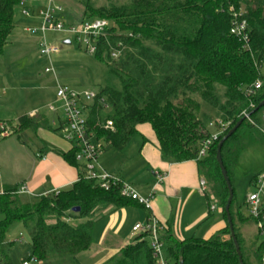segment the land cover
Masks as SVG:
<instances>
[{"label":"trees","instance_id":"obj_1","mask_svg":"<svg viewBox=\"0 0 264 264\" xmlns=\"http://www.w3.org/2000/svg\"><path fill=\"white\" fill-rule=\"evenodd\" d=\"M90 3H82L81 18L108 22L96 40L94 54L106 65L108 80L97 91L100 101L87 112L96 140L104 150H122L138 133V125L149 124L163 160L196 161L198 173L207 184L204 196L208 206L216 200L226 220L228 189L216 160L217 145L241 121L221 146L222 163L233 188L232 174L241 150L264 139L259 127L264 122V105L259 106L264 99V0H127L97 8ZM19 6L21 0H0V55L10 43ZM234 13L247 24V44L230 33ZM113 52H117L116 57ZM256 80L261 81L258 89L253 88ZM200 101L230 124L198 158L201 143L211 134L199 117ZM108 120L111 128L105 127ZM7 127L11 128L8 135H12L46 126L43 118L23 115L16 123L0 120V132ZM62 157L80 171L69 188L30 202L20 201L17 185H5L0 190V264H12L2 245L14 222H21L30 237L31 255L23 261L79 264L77 255L93 243L92 228L102 216H98L100 208L118 209L129 204L143 208L122 196L119 185L105 190L95 180L85 178L72 147ZM234 201L233 188L229 212L242 263L248 264L235 220L253 219L234 213ZM76 207L78 211L73 210ZM161 237L169 264H240L228 224L208 239L179 240L169 230ZM256 250L260 264L263 243ZM103 264L155 263L143 234Z\"/></svg>","mask_w":264,"mask_h":264},{"label":"crops","instance_id":"obj_2","mask_svg":"<svg viewBox=\"0 0 264 264\" xmlns=\"http://www.w3.org/2000/svg\"><path fill=\"white\" fill-rule=\"evenodd\" d=\"M53 1L61 5V0ZM30 4L34 7H41L44 6V0H30ZM63 15L67 18L64 20L68 22L82 20L81 17L73 19L66 13ZM29 18L40 20L35 15ZM41 36V40L43 37L45 38V34H41ZM3 55L4 51L0 58ZM10 67L11 63H6L3 59L0 60V112L3 113L0 114V120L16 123L19 117L26 115L43 118L46 127L36 130L25 129L18 134L0 138L1 141H6L11 136H15L13 140H10L11 142H6L5 147L1 146L0 148V190L5 185H25L28 193H21L19 196L28 195L36 198L51 193L53 190L67 189L77 181L80 173L76 166L69 164L62 157V154L71 149V146L57 134L51 133L53 137L49 135L53 129H58V123L52 121V125L47 115L37 112L14 113L15 110L23 106L29 96L23 91V88H28L25 87V84L14 85L9 80L7 72L10 71ZM11 77H13V81L17 78L15 75ZM54 78L56 79L55 74ZM32 86L35 89L37 85ZM36 89L38 90V86ZM37 94L39 95L35 99L39 104L45 94L42 91H38ZM137 129L138 133L122 150L113 147L103 150L98 159L99 164L110 174L131 183L139 195L150 198L152 206L150 212L160 223L161 235L169 230L179 240L191 237L208 239L223 229L227 223L218 202L216 200L210 202V205L214 204V208L211 210L204 196L205 192L200 189L201 177L196 161L188 160L175 163L163 160L160 156L156 136L150 125L140 124ZM206 129L211 133L214 132V130L210 131L209 127ZM54 132L59 133L58 130ZM22 135L28 136L29 141H31V136L36 140L28 143L22 139ZM206 189L207 187L205 191ZM244 205L246 207L245 201ZM233 211L234 213L239 212L243 218L249 217L248 212L247 215L243 214L235 203ZM99 215L102 216L95 221V224L106 219L108 222L97 238L98 248L94 254H98V259L94 264H103L122 246L132 243L137 236L132 231L133 225L144 222L148 217L143 208L134 204L118 209L100 208ZM249 220L239 221L236 218L237 228L241 235L243 234L242 224ZM93 229L94 226L92 236ZM77 259L81 264L80 258Z\"/></svg>","mask_w":264,"mask_h":264},{"label":"rangeland","instance_id":"obj_3","mask_svg":"<svg viewBox=\"0 0 264 264\" xmlns=\"http://www.w3.org/2000/svg\"><path fill=\"white\" fill-rule=\"evenodd\" d=\"M80 1L81 0H61L60 6L62 11L59 14L60 18L63 20L67 19L63 13L70 15L73 19L81 17L84 13L82 3L85 0L81 1L82 3H80ZM126 1L127 0H91L90 4L97 8L112 3L122 4ZM26 5L35 11H37L36 9L43 8V6L34 7V5L30 3ZM22 11L23 8L21 5L14 14L15 27L10 36V43L5 47L3 57L0 58V60H5L6 63H11L10 71L7 72L9 73V80H11L14 85L25 84V87H28L23 88V91L29 96V99H26L23 106L15 110L14 113L29 114L30 112H37L38 114H45L51 124L52 121L57 124V117L61 119L64 118L63 112H61V110H57L56 112L48 110V106L54 104L56 101L57 85L60 84L78 92H97L108 80L107 67L103 62L96 59L94 55L88 54L82 45L78 46V43L71 35L64 32L46 31L44 33L47 42L58 46L59 52L51 56V63L46 58L43 59L38 51V41L41 40L42 32L36 31L31 33L24 30L25 28H38L40 26V20L38 21V19L35 18L25 17ZM70 23H79V21H70ZM66 40L70 42L67 44L65 43ZM46 66H52L54 68L56 79L54 78L53 72L44 71ZM261 73H264V63L261 68ZM13 75L17 77L14 81L13 77H11ZM32 85H37L38 90L36 89L37 86H35L36 88L34 89ZM4 88L7 89L6 87ZM38 91H42L45 94L39 104L36 103L37 100L35 99L36 96L39 95L37 94ZM195 99L198 101L200 100L197 96ZM200 105L199 117L202 123L206 128L209 127L210 131H215L213 126H209V121L219 117L218 111L205 102L200 101ZM0 114L3 113L0 112ZM219 118L223 119L222 115ZM259 127L264 134V122H261ZM5 130L9 133L11 128L7 127ZM51 133L54 135L57 134L59 138H62L60 133L52 131L49 134L52 137L53 135ZM21 137L28 143H32L36 140V138L32 136L30 139L31 141H29L26 135H22ZM13 138H15V136H11V138L6 141H1L2 139H0V148L1 146L5 147L7 144L6 142H11L10 140H13ZM261 172H264V139L250 143L241 150L237 165L232 174L235 192L234 203L240 207V211L245 215H247L248 211L244 205V201L252 190L251 180L255 174ZM19 199L21 202H30L33 201L35 197L20 195ZM107 222V219L101 220L94 225L93 243L91 247L87 251H84L82 255H77V258H80L82 261L81 264H94L98 259V254H94L95 250L98 248L96 245L97 238L105 229ZM241 227L243 234L240 239L244 258L248 264H258L256 253L258 251L256 248L262 243V236L258 233L257 225L253 220H249L242 224ZM147 241L149 240L147 239ZM2 248L5 253H7L12 264H21L23 260L29 258L31 255L30 237L21 222L17 221L9 226ZM31 264L36 263L32 261Z\"/></svg>","mask_w":264,"mask_h":264},{"label":"built area","instance_id":"obj_4","mask_svg":"<svg viewBox=\"0 0 264 264\" xmlns=\"http://www.w3.org/2000/svg\"><path fill=\"white\" fill-rule=\"evenodd\" d=\"M27 3H30V0H21L24 16L31 17L35 15L40 19V26L38 28H25L27 32L40 31L42 34L46 31L64 32L71 35L78 43V46L82 45L88 54L94 55L96 53V40L105 32L108 26L107 20L103 18H88L82 19L79 23H70L60 18L59 14L62 8L60 4L58 5L53 0H44L43 8L37 9V11L27 7ZM238 15L234 13L235 20L230 28V33L247 44L249 40L247 24L244 20L237 19ZM38 51L41 57L46 58L51 63V56L59 52V47L47 42L43 37L39 42ZM112 56L116 57L117 52H113ZM44 71L55 74L52 66H46ZM260 86V80H256L253 84L254 89H258ZM98 101L100 99L97 92H78L58 84L56 101L48 106V110L52 112L61 110L63 112V119L57 117L58 131L61 137L75 150V160L83 171L85 178L95 180L99 187L105 190H108L111 186L119 185L122 196L137 201L145 210L150 211L152 209L150 198L142 197L136 192L131 183L110 174L99 164L98 159L104 149L96 140V136L90 130L87 122L89 107ZM229 124V120L225 121L222 118L209 122V126H213L215 131L201 143L198 150V158L206 154L209 146L226 130ZM112 126L113 124L110 120L106 121V128H111ZM8 134L6 130L0 132L1 137L8 136ZM160 179L163 178L160 177ZM199 186L204 191L206 186L203 179L200 180ZM251 186L252 190L246 196L245 204L248 215L253 219L257 225L258 233L262 236L263 250L260 256V264H264V172L257 174ZM57 191L53 190L51 193H56ZM16 193H28V190L25 185H20ZM210 208L212 210L214 204L210 205ZM132 231L137 236L146 235L155 264H169L165 244L161 237V226L156 217L150 215L144 222L135 223ZM32 261H35V259L23 261L21 264H31Z\"/></svg>","mask_w":264,"mask_h":264},{"label":"water","instance_id":"obj_5","mask_svg":"<svg viewBox=\"0 0 264 264\" xmlns=\"http://www.w3.org/2000/svg\"><path fill=\"white\" fill-rule=\"evenodd\" d=\"M69 42H70L69 40L65 41V43H67V44ZM263 105H264V99L260 102L259 106H263ZM240 123H241V121L237 122V124H235L228 131V133L219 141V143L217 145V149H216V160H217L221 175H222V177L225 181V184L227 186V189H228V197H227V200H226L225 205H224V212L226 214V222H227L229 229H230L231 237H232L233 243L235 245V250H236V253L238 256L239 263L243 264L241 254H240V250H239V245H238L236 237H235V233H234V229H233V225H232V220H231V216H230V212H229L230 203H231V200L233 197V188H232V185H231L230 180L228 178L227 171L223 166L222 158H221V146H222L223 142L225 141V139H227L236 130V128L239 126ZM78 209L79 208L76 207L73 210L78 211Z\"/></svg>","mask_w":264,"mask_h":264}]
</instances>
